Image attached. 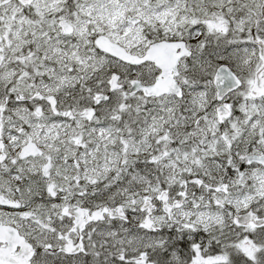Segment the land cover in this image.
<instances>
[{
	"label": "snow or ice",
	"instance_id": "6c2138e0",
	"mask_svg": "<svg viewBox=\"0 0 264 264\" xmlns=\"http://www.w3.org/2000/svg\"><path fill=\"white\" fill-rule=\"evenodd\" d=\"M0 264H264V0H0Z\"/></svg>",
	"mask_w": 264,
	"mask_h": 264
}]
</instances>
